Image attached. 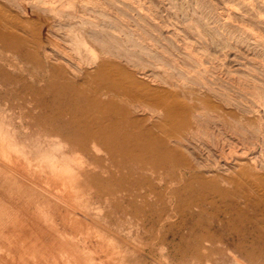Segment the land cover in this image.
Wrapping results in <instances>:
<instances>
[{
  "label": "rangeland",
  "instance_id": "1",
  "mask_svg": "<svg viewBox=\"0 0 264 264\" xmlns=\"http://www.w3.org/2000/svg\"><path fill=\"white\" fill-rule=\"evenodd\" d=\"M0 18V223L21 221L18 200L42 190L66 230L55 238L70 244L53 253L61 263L74 264L75 244L101 264H264V0H0ZM51 48L72 53L79 78L43 56ZM92 56L100 75L84 63ZM123 87L142 107L172 94L183 119L201 117V137L172 142L173 127L155 130Z\"/></svg>",
  "mask_w": 264,
  "mask_h": 264
},
{
  "label": "bare ground",
  "instance_id": "2",
  "mask_svg": "<svg viewBox=\"0 0 264 264\" xmlns=\"http://www.w3.org/2000/svg\"><path fill=\"white\" fill-rule=\"evenodd\" d=\"M1 1H3V0H1ZM6 1V0H5ZM8 1V0H7ZM12 1V0H11ZM28 1V0H27ZM31 1H33V0H31ZM19 2V1H18ZM20 2L21 3H23L24 2V0H20ZM26 2V1H25ZM14 3H15V1H14ZM27 3H30V2H27ZM40 3V2H39ZM38 3V4H39ZM80 3H81V1H80ZM11 4H13L12 2H11ZM26 4V3H25ZM82 4V3H81ZM14 5V4H13ZM16 5V4H15ZM20 5V4H19ZM37 5V4H36ZM18 7V6H17ZM43 7V6H42ZM56 6H54V8H55ZM53 8V3H52V6L51 5H49V4H47L46 6H45V9L47 10V11H49V14H50V12H52V10H56V8L54 9ZM24 9V8H23ZM27 9V8H26ZM3 12V11H2ZM44 12V11H43ZM46 12V11H45ZM54 12V11H53ZM74 12V11H73ZM55 13V12H54ZM70 13H71V11H70ZM75 13V12H74ZM51 14H53V13H51ZM232 14V13H231ZM54 16H56L55 14H54ZM68 16V15H67ZM76 16H78V15H76ZM80 16V15H79ZM81 17H83L84 18V16H81ZM63 18V17H62ZM1 19V18H0ZM8 19V18H7ZM67 20V19H66ZM79 20H81V19H79ZM68 21V20H67ZM76 21V20H75ZM81 21H83V20H81ZM68 22H70V21H68ZM7 23V22H6ZM72 23V22H71ZM76 23V22H75ZM74 23V24H75ZM88 23V22H87ZM10 24V23H9ZM81 24V23H80ZM69 25V24H68ZM71 25V24H70ZM92 25V24H91ZM0 26H5L4 25V23H3V21H1L0 20ZM72 26V25H71ZM86 26H87V24H86ZM83 27H85V26H83ZM90 27V26H89ZM92 27V26H91ZM91 27H90V29H91ZM0 28H2V27H0ZM4 28V27H3ZM2 28V29H3ZM76 27H74V29H75ZM82 28V27H81ZM78 29V28H77ZM7 30H9V29H7ZM1 31V30H0ZM16 31V30H15ZM76 31V30H75ZM81 31H83L84 32V29H82ZM88 31V30H87ZM2 32V31H1ZM20 32V31H19ZM25 32V31H24ZM49 32V31H48ZM66 32H69V31H66ZM77 32V31H76ZM91 32V31H90ZM86 33V32H85ZM28 34V33H27ZM65 34V33H64ZM75 34H78V33H75ZM6 35V34H5ZM79 35H81V33L79 34ZM87 35V34H86ZM76 36V35H75ZM78 36V35H77ZM76 36V37H77ZM84 36V35H83ZM80 37L81 36H79V39H80ZM89 37V36H88ZM69 38V37H68ZM90 38V37H89ZM82 39H84V38H82ZM65 40H68V39H65ZM77 40V39H76ZM88 40V39H87ZM33 41V40H32ZM83 41V40H82ZM55 42V41H54ZM91 42H93V41H91ZM20 43V42H19ZM34 43V42H33ZM72 43V42H71ZM94 43V42H93ZM92 43V44H93ZM80 44H81V42H80ZM82 44H84V43H82ZM97 44V43H96ZM33 45V44H32ZM76 45V44H75ZM8 46V45H7ZM16 46V45H15ZM34 46V45H33ZM98 46V45H97ZM73 47H75V46H73ZM101 48V47H100ZM109 48H111V47H109ZM11 49V48H10ZM9 49V50H10ZM76 49V48H75ZM105 49L107 50V48H104V50L103 49H101V50H103V51H105ZM112 49V48H111ZM51 51H47V53L45 52L44 53V55L43 56H45L46 58H50V59H53V60H56L57 59V56L60 58V59H62L64 62H65V64L62 66V65H59L62 69H63V73H64V76H68V77H73L74 79L75 78H79V72L81 73V70H82V67H81V63L79 62V61H77V60H75V58L74 57H72L71 56V54H69L68 52H65V51H63V50H56V48L54 49V48H51L50 49ZM36 51L37 52H40L39 50H38V48H36ZM78 51V50H77ZM82 51V50H81ZM54 52H56V53H54ZM5 53V52H4ZM111 53V52H110ZM39 55H40V53H39ZM5 57V56H4ZM41 57V56H40ZM76 57V56H75ZM90 57V56H89ZM1 58V57H0ZM8 57L6 56V58H5V60L7 59ZM19 58V57H18ZM43 58V57H42ZM58 58V59H59ZM77 58V57H76ZM89 59V58H88ZM79 60V59H78ZM1 61V60H0ZM2 61H3V59H2ZM10 61V60H9ZM43 61V60H42ZM84 62V61H83ZM7 63V62H6ZM87 66H91V68L94 66L95 67V72H96V74H99V73H101V71H102V67L104 68L105 66H104V63H103V61L100 59V58H97V57H91L89 60H87L86 62H84ZM8 65H9V62L7 63ZM10 64H13V63H10ZM45 64V63H44ZM50 64H52V63H50ZM49 65V64H48ZM42 66V65H41ZM44 66H46V65H44ZM50 66V65H49ZM11 67V66H10ZM32 68V67H31ZM34 68H37V67H34ZM47 68H49V67H45V69H47ZM107 68V67H106ZM222 68V67H221ZM33 69V68H32ZM105 69V68H104ZM38 70V69H37ZM89 70V69H88ZM31 71V70H30ZM91 71V70H90ZM39 72H40V70H39ZM104 73V72H103ZM35 74V73H34ZM84 74H86L85 75V77H94L93 75H91L88 71L86 72V73H84ZM29 75V74H28ZM43 75V74H42ZM100 75V74H99ZM20 76V75H19ZM22 76V75H21ZM106 76H107V74H106ZM15 77V76H14ZM46 78V77H45ZM44 78V79H45ZM56 78V77H55ZM90 78H88V79H90ZM57 79V78H56ZM60 79V78H59ZM40 80V79H39ZM48 80V79H47ZM53 80V79H52ZM72 80V79H71ZM80 80V79H79ZM92 80V79H91ZM30 81V80H29ZM41 81V80H40ZM58 81V80H57ZM89 81V80H88ZM100 81V80H99ZM45 82V81H44ZM72 82V81H71ZM91 82V81H90ZM94 82V81H93ZM92 83V82H91ZM96 83V82H95ZM62 84V83H61ZM99 84H100V82H99ZM20 85V84H19ZM48 85V84H47ZM46 85V86H47ZM56 86H57V84H55ZM66 86V84L64 83V81H63V86ZM69 85V84H68ZM102 85V84H101ZM95 86V85H94ZM72 87H74V86H72ZM97 87V86H96ZM36 88V87H35ZM65 88V87H64ZM75 88V87H74ZM16 89V88H15ZM60 89H62V88H60ZM98 89V88H97ZM96 89V90H97ZM112 89V88H111ZM120 89V88H119ZM118 89V90H119ZM63 90V89H62ZM81 90V89H80ZM168 90V89H167ZM64 91V90H63ZM66 91V90H65ZM64 91V92H65ZM100 91V90H99ZM103 91V90H102ZM159 91V90H158ZM66 92H69V90L68 91H66ZM164 92V91H163ZM14 93V92H13ZM54 93V92H53ZM71 93V92H70ZM70 93H68V94H70ZM101 93V92H100ZM109 93V92H108ZM167 93V92H166ZM114 94V93H113ZM163 94V93H162ZM56 95H59V96H57V98L58 97H60V98H63V93L62 94H59V93H57ZM134 94H131V92L129 91V90H126V89H124V87H123V89L121 88L120 89V96L119 97H121V99H123V100H127V101H130V102H132V101H134V99H133V97L135 98V96H133ZM164 95V94H163ZM172 95V94H171ZM171 95H169L170 97H164V96H160V97H158L156 100H154V101H152L150 104H146L145 106H140L141 104L142 105H144V101L145 100H141L140 101V99H142V98H140V99H138L137 97V99H138V101H139V103H136L135 101V105L134 106H136V108L139 110L140 109V111H142V112H146V113H148L151 117H153V118H157V119H159V124H156L155 126H154V128H155V130L157 129V131H160V132H163L164 133V129L166 128V127H168L167 129H170L171 127H173L172 128V131L174 132V138L172 137L171 138V134L169 135V137L171 138V141L172 142H174V143H178L179 142V140H180V138L182 137V136H184V135H187V136H189V138H192V139H195L196 137L198 138V137H201V121H200V118L201 117H198V114H197V112L195 113L194 111H191L190 109H189V111H187V114H186V116H185V118L183 119L182 118V115H184L183 113H182V107H181V103L180 104H178V99L176 98V100H173V98L171 97ZM65 96V98L67 97V95H64ZM70 96V95H69ZM91 96V95H90ZM97 96V95H96ZM114 96V95H113ZM133 96V97H132ZM156 96H157V94H156ZM159 96V95H158ZM52 97V96H51ZM83 97H85V96H83ZM93 97V96H92ZM28 98V97H27ZM49 98H50V96H49ZM60 98H58V99H60ZM91 98V97H90ZM112 98H114V97H112ZM111 97L109 98V96H106V95H100V98H98V100H100V101H104V103H106L107 105H112V103H110L111 102V99H112ZM92 99V98H91ZM54 100V99H53ZM61 100H63V99H61ZM66 100V99H65ZM81 100V99H80ZM80 100H78V101H74L73 103H71L70 104V107L69 108H67V113H69L70 112V110L72 111H78L79 109H81L82 107H83V104H84V101H80ZM84 100H86V99H84ZM119 100V99H118ZM67 101V100H66ZM65 101V102H66ZM40 102L41 103H44V104H46L48 101L46 100V101H44V100H40ZM59 102H60V100H59ZM63 102V101H62ZM61 102V103H62ZM68 102V101H67ZM71 102V101H70ZM147 102V101H146ZM34 103H35V101H34ZM49 103V102H48ZM184 103V102H183ZM37 104V103H36ZM69 104V103H68ZM99 104V103H98ZM185 106V105H184ZM70 109V110H69ZM94 109V108H93ZM93 109L91 110V111H93ZM192 109V108H191ZM97 113V112H96ZM89 115V114H88ZM93 115V114H92ZM116 115H117V113H116ZM23 116H24V114H23ZM209 116V115H208ZM21 117V116H20ZM210 117V116H209ZM263 117V116H262ZM94 120H96L97 121V119H95V118H93ZM99 119V118H98ZM203 119V118H202ZM31 120V119H30ZM104 120V119H103ZM212 120V119H211ZM72 121V120H71ZM28 122H29V120H28ZM98 122V121H97ZM96 122V123H97ZM99 122H100V120H99ZM207 122V121H206ZM96 123H94V124H96ZM32 125V124H31ZM70 125V124H69ZM59 126H60V124H59ZM99 126V125H98ZM171 126V127H170ZM62 127V126H61ZM48 129V128H47ZM63 130V129H62ZM100 130V129H99ZM46 131V130H45ZM102 131V130H101ZM170 131H171V129H170ZM169 131V132H170ZM67 132V131H66ZM99 132V131H98ZM169 132H167V134H169ZM172 132V133H173ZM62 133V132H61ZM68 133V132H67ZM69 134V133H68ZM96 134V133H95ZM100 134H101V132H100ZM202 134H203V131H202ZM264 135V134H263ZM168 136V135H167ZM101 138V137H100ZM106 138V137H105ZM103 139V138H102ZM200 139V138H199ZM202 139V138H201ZM106 140V139H105ZM196 140V139H195ZM108 141V140H107ZM107 141H105V143H108ZM157 142V141H156ZM102 143V142H101ZM261 144V143H260ZM70 145V144H69ZM72 145V144H71ZM156 145H159V142H158V144L156 143ZM156 145H154L155 146V148H156ZM80 146H82V145H80ZM106 146V145H105ZM167 147V146H166ZM74 149H75V147H74ZM95 149V148H94ZM158 149V148H157ZM157 149H156V151H157ZM82 150V149H81ZM84 150V149H83ZM124 151V150H123ZM140 151V150H139ZM138 151V152H139ZM142 152V151H141ZM141 152H139V153H141ZM143 153V152H142ZM113 155V154H112ZM140 159H142V158H140ZM142 161V160H141ZM141 161H140V163H141ZM247 163V162H246ZM145 164V163H144ZM172 164V163H171ZM157 168V167H156ZM174 168V167H173ZM244 168V167H243ZM174 170H176V169H174ZM11 172H13V171H11ZM178 172V171H177ZM6 172H4V171H2V172H0V177L1 176H3V178H5L6 176L4 175ZM158 173V172H157ZM179 173V172H178ZM177 173V174H178ZM189 173H191V172H189ZM155 174V173H154ZM176 174V173H175ZM15 175V174H14ZM18 175V174H17ZM179 175V174H178ZM183 175V174H182ZM9 176V175H8ZM99 176V175H98ZM188 176V175H187ZM16 178L18 177V176H15ZM14 176H12L11 175V178L14 180V184L16 185V181L18 182L19 180H17L16 178H15ZM157 177V176H156ZM160 177V176H159ZM178 177V176H177ZM9 178V177H8ZM18 178H20V176L18 177ZM27 178V177H26ZM171 178H172V176H171ZM184 178V177H183ZM183 178H182V180H183ZM187 178V177H186ZM99 179V178H98ZM3 180V179H2ZM5 180V179H4ZM21 180V179H20ZM170 180V179H169ZM180 180H181V178H180ZM10 181V180H9ZM22 181V180H21ZM21 181H19V182H21ZM81 181V180H80ZM13 182V181H12ZM26 182V181H25ZM2 183H4V182H2ZM22 183V185H23V181L21 182ZM8 184H9V182H8ZM12 184V183H11ZM26 184H27V182H26ZM25 184V185H26ZM173 184V183H172ZM182 184V183H181ZM13 185V184H12ZM14 185V186H15ZM21 185V184H20ZM20 185H19V187H20ZM180 185V184H179ZM11 186V185H10ZM18 186V185H17ZM168 186V185H167ZM176 187L178 186V185H175ZM0 187H2V185H0ZM27 187H29V186H27ZM173 186H171L170 188H171V190L172 189H174V188H172ZM255 187V186H254ZM24 188H25V186H24ZM31 188V187H30ZM27 189V188H26ZM34 189V188H33ZM169 189V188H168ZM3 189H0V193H2L3 191H2ZM23 190H25V189H23ZM37 190V189H36ZM163 190V189H162ZM175 190V189H174ZM174 190H172V192L174 191ZM9 191V190H8ZM42 191V190H41ZM41 191H39V192H41ZM168 191V190H167ZM179 191V190H178ZM20 192V191H19ZM24 192V191H23ZM33 192V191H32ZM35 192V191H34ZM38 192V195L37 196H39V199H34L35 201H29V199H27L26 197V199H27V201H23V200H18L19 201V203L21 204V205H18V206H20V208L22 207V211H21V213L23 214L22 215V220L21 221H19V222H17V223H15L14 225H12V226H10V224H8V225H6L5 224V220L3 221V223H0V225H2V228L4 227L5 228V230L7 229V233H8V235H9V237H7V239H6V236L5 235H3L2 233L5 231L4 229V231L2 230V228H1V230L2 231H0V232H2V233H0V235L2 236V237H4L5 238V240L3 239L2 241H1V245L2 246H4L3 244H8L7 246H9L8 248L10 249V251H11V255L9 256H6V258H3V259H6L5 260V262L3 261V260H0V262L1 261H3L5 264H64V263H67L66 262V260H65V258H64V260L65 261H63L64 263H61V261H58L54 256V252H55V254H56V249L57 248H59V247H64L65 245H68V244H66V243H63V242H61L59 239H61V238H55V234L57 233V231L58 232H60L59 230L61 229L62 230V232H64V231H66L65 230V228L64 227H62L61 226V223L60 222H58V220H61L60 218L61 217H59L58 215H57V211H56V209H57V206H55L53 203H54V200H50V199H48L47 198V196H43L41 193H39ZM81 192V191H80ZM99 192V191H98ZM97 192V193H98ZM177 191H175V193H176ZM25 193H26V191H25ZM24 193V194H25ZM36 193V192H35ZM35 193H33V195L35 194ZM43 193V192H42ZM179 193V192H178ZM178 193H176V194H178ZM21 194H22V192H21ZM24 194H22V195H24ZM166 194V193H165ZM0 195H2V194H0ZM4 195H5V193H4ZM8 195V194H7ZM31 195H32V193H31ZM32 195V196H33ZM31 196V197H32ZM160 196H161V194H160ZM173 196V195H172ZM264 197V196H263ZM13 198V197H12ZM30 198V197H29ZM32 198H34V196L32 197ZM50 198H51V196H50ZM54 198V197H53ZM52 198V199H53ZM21 199V198H20ZM13 200V199H12ZM57 200V199H56ZM55 200V201H56ZM60 202V201H59ZM11 203V202H10ZM56 203V202H55ZM32 204V205H31ZM57 204V203H56ZM146 204H148V203H146ZM9 205V204H8ZM61 206L63 205L64 206V204H60ZM117 205V204H116ZM110 206V205H109ZM145 206H147V205H145ZM12 207H14V205H12ZM56 207V208H55ZM112 207V206H111ZM11 208V207H10ZM60 208H62V207H60ZM63 208H66V207H63ZM14 209V208H13ZM68 209V208H67ZM19 210V209H18ZM69 210V209H68ZM71 211V210H70ZM1 212V211H0ZM135 212V211H134ZM20 213V214H21ZM47 213V215H49L50 217H51V220H52V224L50 223L49 224V227H50V225H52L51 226V229H47V226L46 227H44V225L42 224V221H41V219L43 220V216H45V214ZM74 216V215H73ZM81 217V216H80ZM0 218H1V216H0ZM154 217H152L151 219H153ZM14 219V218H13ZM16 219V218H15ZM20 219V218H19ZM147 219V218H146ZM148 219H150V218H148ZM8 220V219H7ZM16 221V220H15ZM62 221V220H61ZM156 221V220H155ZM157 221H159L158 220V218H157ZM11 223V222H10ZM160 223V222H159ZM158 223V224H159ZM3 224L5 225V226H3ZM13 224V223H12ZM46 224V223H45ZM67 228V227H66ZM159 229V228H158ZM62 232H60V233H62ZM60 233H57V235L58 234H60ZM65 234V233H64ZM63 234V235H64ZM35 236H37L38 237V239H37V237H35L36 239H34V237ZM49 237L50 238V241L48 242V243H46V242H44V239H45V237ZM61 236V234L59 235V237ZM158 236V235H157ZM64 239V238H63ZM68 239H70V238H68ZM46 240V239H45ZM3 241L4 242H6V243H3ZM18 241H20V244L21 243H23V241H25V243H30V242H32V241H34V244H35V250L36 251H34L35 252V254L30 258H28L26 255H25V251L27 250V246L26 247H24L23 245V247H21V246H19V247H15V246H12L13 245V243L14 242H18ZM22 241V242H21ZM66 241V240H65ZM75 241V240H74ZM43 242H44V244H43ZM19 243V242H18ZM75 243V242H74ZM76 243H77V241H76ZM31 244V243H30ZM73 244V243H72ZM0 245V246H1ZM26 245V244H25ZM6 246V245H5ZM68 246H70V244L68 245ZM73 247H70L69 249H67V250H70L71 251V256H72V261H73V263L74 264H101V262L100 263H98V262H94V261H90L89 259H88V257H86V259H85V257L84 258H82L83 257V253H82V250H80V253H82L80 256H79V252H77V250H76V247H74V246H76L75 244L74 245H72ZM77 246H78V243H77ZM83 246V245H82ZM66 247V246H65ZM64 247V248H65ZM79 247V246H78ZM77 247V248H78ZM66 248H68V247H66ZM65 248V249H66ZM82 248H84L83 250H85V247L83 246ZM81 248V249H82ZM5 249H6V252H7V248L5 247ZM8 249V250H9ZM60 250V249H59ZM61 250H63V248H61ZM9 251V252H10ZM64 251V250H63ZM63 251H61V252H63ZM66 252V251H65ZM65 252H63V253H65ZM28 253V252H27ZM85 253V255H86V253L87 252H84ZM30 254V253H29ZM60 255V254H59ZM64 255H66V254H64ZM63 255V257H65ZM67 255H69L68 256V258L70 257V254H68L67 253ZM67 255H66V257H67ZM29 256V255H28ZM57 256V255H56ZM82 256V257H81ZM2 258V257H1ZM0 258V259H1ZM61 259H63V258H61ZM60 259V260H61ZM67 259V258H66ZM88 259V260H87ZM95 259V258H94ZM156 259V258H155ZM68 260V259H67ZM70 261H71V259H69ZM68 260V261H69ZM71 261V262H72ZM155 261H157V260H155ZM159 262H160V260H159ZM158 262V263H159ZM3 263V264H4ZM70 263V262H69ZM161 264H163L162 262H160ZM71 264V263H70Z\"/></svg>",
  "mask_w": 264,
  "mask_h": 264
}]
</instances>
